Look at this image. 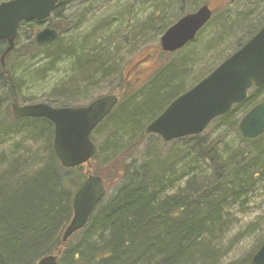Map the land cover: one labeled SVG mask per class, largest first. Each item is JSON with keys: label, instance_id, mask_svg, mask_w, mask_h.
Returning <instances> with one entry per match:
<instances>
[{"label": "trees", "instance_id": "16d2710c", "mask_svg": "<svg viewBox=\"0 0 264 264\" xmlns=\"http://www.w3.org/2000/svg\"><path fill=\"white\" fill-rule=\"evenodd\" d=\"M88 1L59 0L45 23L58 34L45 43L39 44L34 38L41 21H21L15 45L5 57V67L0 60V88L4 89L0 91V101L6 100L8 111L2 116L3 131L12 137L27 135L34 144L24 147L22 155L0 152V264H37L47 254L56 255L58 264H222L221 240L228 237L232 228L235 208L247 206L255 194L264 192V132L243 138L238 130L241 117L264 98V85L251 88L246 99L215 118L212 122L217 121L219 131L209 140L203 138L204 132L169 142L145 132L147 123L197 82L193 63L202 59L197 42L209 23L193 41L172 52L182 54L176 69L168 61L145 83L132 86L124 81L120 90L115 87L108 92L119 99L93 131L98 133L101 127L105 128L103 145L98 151L96 148L92 159L103 147L109 148V154L99 157L103 164L111 166L115 181L106 191L107 200L104 201L105 195L88 223L66 242L61 241L73 214L74 192L89 173L103 178L102 173L83 165L63 167L53 150V124L43 118L15 120L10 103L17 99L56 107L85 104L99 96L93 91L101 81L119 74L116 63L108 67L115 57L106 52L110 39L100 35V27L89 36L77 38L78 17H62L67 6ZM145 2L149 3L146 11L139 13H145L143 20H137L139 14L133 16L123 9L113 23L117 28L127 25L128 35L135 31L137 38L160 36L180 16L199 5L178 0L171 17L167 0ZM245 2L253 0H242L244 5ZM262 2L244 7L235 19L222 13L213 28L216 31L206 33L221 40L227 32L234 33L237 40L231 46V54L264 24ZM118 33L121 35V29ZM6 47L7 43L0 40V56ZM183 49L189 52L184 53ZM12 55L25 63L41 60V66L30 68L29 76L35 82L52 72L53 64L60 61L70 64V77L64 87L58 84V91H42L38 97L23 99L19 80L8 64ZM187 77L192 78L188 83ZM9 119L10 123H18L8 127ZM234 134L243 145L229 140ZM120 135L127 137L125 142L112 141ZM145 137L151 138L145 141L143 156L129 159ZM181 177L184 180L179 183ZM261 221L264 215L255 224L259 226ZM263 241L264 234L248 257L237 264H254L252 255Z\"/></svg>", "mask_w": 264, "mask_h": 264}, {"label": "water", "instance_id": "95a60500", "mask_svg": "<svg viewBox=\"0 0 264 264\" xmlns=\"http://www.w3.org/2000/svg\"><path fill=\"white\" fill-rule=\"evenodd\" d=\"M59 0H7L0 3V39L8 43L0 59L14 47L20 21L46 19ZM212 10L201 5L170 25L160 37L163 51L172 52L193 40L210 20ZM57 31L45 27L35 35L37 43L55 39ZM264 85V24L234 53L224 59L208 75L177 96L147 124L145 131L165 141L200 133L209 122L243 101L248 90ZM118 98L107 94L85 106L51 107L46 103L20 106L11 103L14 118L41 117L54 125L53 150L64 167L88 163L94 152L91 131L111 111ZM238 129L243 138H254L264 132V99L253 106L240 120ZM102 178L88 175L72 200L73 216L64 229L61 241L80 230L88 221L94 206L104 196ZM254 264H264V242L252 257ZM37 264H57V256L47 254Z\"/></svg>", "mask_w": 264, "mask_h": 264}, {"label": "rangeland", "instance_id": "374dc122", "mask_svg": "<svg viewBox=\"0 0 264 264\" xmlns=\"http://www.w3.org/2000/svg\"><path fill=\"white\" fill-rule=\"evenodd\" d=\"M2 1V0H0ZM88 1V0H87ZM142 2V0H89L88 2L81 3L79 5H70L65 8L62 12V17H78L77 21V38H82L89 36L90 32L100 27L101 36L109 38L110 46L106 49L111 57H115L114 60L108 65V67H114L116 63L118 66L119 74L109 77V79L100 82L97 89H94L93 94L104 95L111 91L113 88L118 87L121 82L129 81L132 86H138L145 83L151 76L155 74V71L163 66L168 61L173 62L174 69H176L181 52L179 53H162L159 46L160 36H141L136 37V32H129L128 35L127 25L125 28H117V24L113 23V19L118 17L121 10L125 9L129 11L133 16L134 13L137 15L140 12H145L147 5L149 3ZM153 1V0H152ZM168 9L167 13L172 17L177 8L178 0H167ZM193 4L195 1L196 5L207 3L213 9V18L211 23L204 28L205 31L201 32L203 28L198 32L202 33V39L197 42L198 49L201 52L200 57L197 59L196 63H193V77L196 81L200 80L202 74H207L212 68H214L221 60L231 52L232 45L236 42V35L227 32L224 37L219 38L218 36H213L208 33L215 28L216 23L222 19V13L231 16L233 19L236 18L238 11H242L244 7L248 8L249 4L254 5L258 3L263 4L262 0H253L252 3L245 2L246 5L242 3V0H189ZM252 1V0H250ZM198 5V6H199ZM149 12V10H147ZM122 13V12H121ZM145 13L139 14L137 20H143ZM64 24V22H62ZM121 29V35L118 33ZM216 31V29H213ZM213 30L211 32H213ZM209 31L208 33H206ZM197 34V36H198ZM241 34V33H238ZM69 35V33L67 34ZM67 38L66 35H64ZM224 38V39H223ZM80 41L82 39H79ZM184 50V49H183ZM184 53L189 52V49H185ZM206 52V53H204ZM190 54V53H189ZM171 59V60H170ZM41 60H26L23 61L21 57L10 56L8 60L9 66L15 72V79L19 80V90L24 93L25 98H34L41 95L42 91L47 93L52 91H58V84L60 83L63 87L66 85V81L70 77V64L66 61H60L53 64L54 70L52 72H47L40 77V80L36 82L31 79L30 68L41 66ZM38 62V63H37ZM107 67V70L111 72V69ZM29 68V69H28ZM28 69V70H27ZM43 74V73H42ZM123 78L124 80H121ZM200 78V79H199ZM192 78L187 77L185 82L188 83ZM37 85V86H36ZM187 85L185 88H187ZM0 91L4 89L0 88ZM120 93V92H119ZM140 98L137 97L135 100ZM0 101V152H15L20 155L24 154V147H33V143L27 135H15L7 136L6 132L3 131L4 119L2 116L8 112L6 111L7 104ZM20 103L26 102V100L19 101ZM83 104V103H81ZM80 105V104H79ZM10 120V119H9ZM9 126L14 127V124L18 122L10 123ZM215 122H211L209 126L203 131V138L210 139V137L215 136L219 130H217V125ZM7 128V127H6ZM104 127H101L98 133L93 132L91 134L95 141V146L97 145V151L99 146L103 145V132ZM151 137L143 138V143L138 146L135 152L130 156L129 159L135 158L140 159L143 156L142 150L145 148V141H149ZM126 136H116L112 138V141L125 142ZM229 140H233L234 144H240L241 141L236 134L230 135ZM243 145V143H241ZM165 147V146H164ZM166 148V147H165ZM110 149L103 147L99 150L98 157L92 160L88 164H84L88 168L94 167L104 178V186L106 191L108 188L113 187L114 175L111 172V166L103 164V160L99 156H104L109 154ZM116 162H119L117 160ZM93 164V166H91ZM96 167V168H95ZM92 172V171H90ZM180 172H184L180 170ZM184 177H181L179 183H182ZM111 186V187H110ZM108 194L105 196L107 200ZM264 215V192H258L252 197L247 206L235 208V218L231 220V230L229 231L228 237H224L221 240L223 243L224 251L222 256V264H237L239 261L246 259L249 253L253 250V247L257 244L258 239L264 234V221H261L259 226L255 224V221L259 217Z\"/></svg>", "mask_w": 264, "mask_h": 264}, {"label": "bare ground", "instance_id": "6f19581e", "mask_svg": "<svg viewBox=\"0 0 264 264\" xmlns=\"http://www.w3.org/2000/svg\"><path fill=\"white\" fill-rule=\"evenodd\" d=\"M212 18H213V17H212ZM212 18L209 20V22H208L209 24L211 23V21H212Z\"/></svg>", "mask_w": 264, "mask_h": 264}]
</instances>
